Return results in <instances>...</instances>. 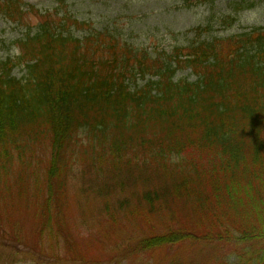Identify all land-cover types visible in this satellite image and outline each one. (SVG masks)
Wrapping results in <instances>:
<instances>
[{"label": "trees", "instance_id": "obj_1", "mask_svg": "<svg viewBox=\"0 0 264 264\" xmlns=\"http://www.w3.org/2000/svg\"><path fill=\"white\" fill-rule=\"evenodd\" d=\"M0 10L23 14L20 0H0ZM227 40L235 53L213 37L161 59L99 34L85 42L64 22L30 28L19 56L0 60V170L11 146L23 153L49 138V220L73 139L87 137L108 219L119 210L152 223L134 245L144 264H179L149 253L180 243L199 246L204 264H264V31ZM180 68L196 79L176 78ZM138 76L156 79L138 86Z\"/></svg>", "mask_w": 264, "mask_h": 264}, {"label": "rangeland", "instance_id": "obj_2", "mask_svg": "<svg viewBox=\"0 0 264 264\" xmlns=\"http://www.w3.org/2000/svg\"><path fill=\"white\" fill-rule=\"evenodd\" d=\"M230 1L20 0L21 18L8 17L0 10V60L17 57L16 41L45 21L72 26L75 36L85 42L91 34H99L104 44L117 42L120 49L127 41L161 59L178 47V52L187 55L189 45L213 37L223 38V50L235 53L236 46L227 38L256 28L264 31V0H246L239 5L243 9L239 13ZM252 2L253 6H247ZM13 74L24 75L20 69ZM177 76L196 79L189 68H180ZM149 79L139 76L136 83L142 86ZM89 144L87 137L73 139L66 156L67 182L49 220L45 202L55 198L46 187L51 141L43 138L30 143L32 150L27 147L23 153L11 146L12 161L0 170V264H144L134 254V245L152 223L119 210L116 222L108 219L102 211L104 196L94 184L97 178H92L95 175L86 166ZM106 178L102 175L100 180ZM112 204L119 208L117 199ZM180 244L152 250L149 255L162 263L171 259L179 264L205 263L199 246Z\"/></svg>", "mask_w": 264, "mask_h": 264}]
</instances>
